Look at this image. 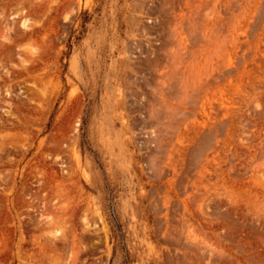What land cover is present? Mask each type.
I'll use <instances>...</instances> for the list:
<instances>
[{
	"label": "rangeland",
	"instance_id": "374dc122",
	"mask_svg": "<svg viewBox=\"0 0 264 264\" xmlns=\"http://www.w3.org/2000/svg\"><path fill=\"white\" fill-rule=\"evenodd\" d=\"M55 1L0 0V264H88L91 247L93 264H264V142L247 153L245 184L200 177L217 135L204 126L206 99L180 84L201 43L187 54L182 29L142 27L139 0ZM150 1L162 19V0ZM56 17L65 31L46 74L42 29ZM246 64L253 80L264 55ZM242 92L223 83L208 97L233 109ZM257 97L248 117L263 135ZM201 209L206 230L191 219Z\"/></svg>",
	"mask_w": 264,
	"mask_h": 264
},
{
	"label": "bare ground",
	"instance_id": "6f19581e",
	"mask_svg": "<svg viewBox=\"0 0 264 264\" xmlns=\"http://www.w3.org/2000/svg\"><path fill=\"white\" fill-rule=\"evenodd\" d=\"M94 1L95 0H57L54 3L56 5L61 3L64 9L72 5L77 7L81 4L88 5L94 3ZM139 1L144 7L145 12L138 10L135 13V17L142 27L162 24L175 25L177 28L182 29L185 42L177 41V44H179L181 50H184L187 54L192 45H196L199 42L201 43V47H198V54L201 57V61L197 62L195 53L188 54L190 58L189 68L186 72L187 76L183 77V83L182 86L180 84V87L182 88V92L184 94L188 92L190 97H196L198 99L203 97L206 99L208 104L207 109L201 106L206 119L204 126L209 127L208 134L213 133L217 135L212 148L209 149L207 157L201 164V167L206 168L205 172L200 173L202 182H208L211 177L219 175L226 177L225 184H245L246 178L253 175L249 171L250 159L248 161L247 153H249L250 150H255L257 146L259 147L261 141L264 142V140L261 139L264 133L262 135L260 130H253V128H251L253 125H251L248 117L250 115L249 113L252 112V102L258 100L257 96L264 95V70L260 71V73L255 75V78L251 80L252 73L249 69V65L246 64L247 60L251 57L257 58L258 56L264 55V0H162V19L156 17V12L150 11L151 7H153L150 0ZM165 5L166 7L164 9ZM23 22L25 23L26 21L24 20ZM64 31L65 26L59 23L57 17L52 21V24L49 20L48 23L43 26L42 35L45 45L44 52L41 51L43 52V61L40 67L45 72L51 60L57 58L58 53L56 44L59 39L61 40L63 38ZM28 70L29 69H27V71ZM239 77H245L246 84L241 85L239 83ZM223 83L225 86L227 85V88L228 86L243 87L242 99L239 100L236 98L233 101V103L237 105L236 108L231 109L229 106L223 104V102H219L216 98H213V100L209 99L208 88H216ZM193 98H185L183 100L186 104L193 105ZM172 104L176 108L179 103L175 102ZM193 124L192 121H183L184 128L188 129L191 135L199 132V128L195 127ZM191 128H193L192 131H190ZM262 152L263 151H261V153ZM255 163L253 165H255ZM255 166L257 167V165ZM261 172H263V170H261ZM232 194L231 192V195ZM221 206H224V204L220 199L213 202V209L215 211L221 209ZM235 206H238V204ZM228 214L229 212L227 211V213H223L221 216L226 218ZM191 219L193 221L199 220L204 224L203 229H207L208 225H206L207 222L205 221L208 219V213L206 210L201 209L199 215L193 214ZM80 228L83 230H93L95 227L82 224ZM73 231L75 230L73 229ZM205 233L207 232L205 231ZM205 233L204 231L202 232V234H204V236H202L203 238L207 237ZM57 234V231L54 232L53 238H57ZM80 244L79 248H81V246L85 248L84 245ZM184 245L186 250H191L193 248L187 242ZM88 247H91V245ZM92 248L93 247L85 252L86 257L84 260H86L88 264L94 263ZM186 259H183L181 264H193Z\"/></svg>",
	"mask_w": 264,
	"mask_h": 264
}]
</instances>
